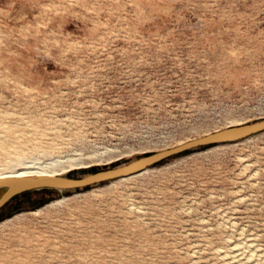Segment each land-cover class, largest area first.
<instances>
[{
    "label": "rangeland",
    "instance_id": "374dc122",
    "mask_svg": "<svg viewBox=\"0 0 264 264\" xmlns=\"http://www.w3.org/2000/svg\"><path fill=\"white\" fill-rule=\"evenodd\" d=\"M261 118L264 0H0V172L84 176ZM0 264H264V132L17 195Z\"/></svg>",
    "mask_w": 264,
    "mask_h": 264
},
{
    "label": "water",
    "instance_id": "95a60500",
    "mask_svg": "<svg viewBox=\"0 0 264 264\" xmlns=\"http://www.w3.org/2000/svg\"><path fill=\"white\" fill-rule=\"evenodd\" d=\"M261 132H264V118L229 125L174 147L147 153L126 163L99 169L84 176L62 173H37L0 177V189L6 188L0 196V209L15 196L29 190L41 188L75 189L92 186L108 180L125 178L143 172L161 161L186 150L208 144L235 142Z\"/></svg>",
    "mask_w": 264,
    "mask_h": 264
},
{
    "label": "bare ground",
    "instance_id": "6f19581e",
    "mask_svg": "<svg viewBox=\"0 0 264 264\" xmlns=\"http://www.w3.org/2000/svg\"><path fill=\"white\" fill-rule=\"evenodd\" d=\"M57 160H59V159H57ZM51 161H53V160H51ZM56 164H57V162H56ZM37 173H54V174H57L60 172L55 168L53 162H47L46 164L35 163V165H29L27 167L3 171V172H0V177L23 176V175L37 174Z\"/></svg>",
    "mask_w": 264,
    "mask_h": 264
},
{
    "label": "trees",
    "instance_id": "16d2710c",
    "mask_svg": "<svg viewBox=\"0 0 264 264\" xmlns=\"http://www.w3.org/2000/svg\"><path fill=\"white\" fill-rule=\"evenodd\" d=\"M207 146H211V144H208V145H203V146H200V147H207ZM198 148V147H197ZM193 149H195V148H193ZM193 149H189V150H186V151H184V152H187V151H191V150H193ZM164 161V160H163ZM162 162V161H161ZM4 189V191L6 190V188H3ZM42 189V188H41ZM29 191H31V190H29ZM28 192V191H27Z\"/></svg>",
    "mask_w": 264,
    "mask_h": 264
}]
</instances>
